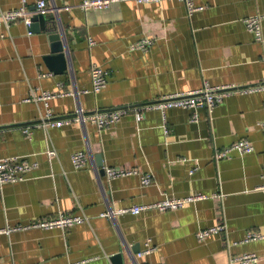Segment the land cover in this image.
I'll return each mask as SVG.
<instances>
[{"label":"crops","instance_id":"obj_1","mask_svg":"<svg viewBox=\"0 0 264 264\" xmlns=\"http://www.w3.org/2000/svg\"><path fill=\"white\" fill-rule=\"evenodd\" d=\"M24 1V2H23ZM37 0H0V10L22 3L37 13ZM82 0H47L45 16H56L66 39L69 69L50 70L44 60L51 42L44 30L23 20L0 24V158L37 161L25 178L0 191V264H229L230 255L256 252L264 264V239L244 241L249 230L264 233V89L234 91L211 111L151 108L137 121L132 112L116 123L97 126L71 122L47 130L33 126L26 137L19 125L35 123L43 101H27L31 91H71L48 100L57 116L153 101L166 93L210 85H253L264 72V0H195L202 9L188 13L181 0H120L103 9H82ZM261 15V35L242 19ZM31 30V33L28 32ZM89 38L94 44H89ZM150 39L151 44H136ZM109 75L93 93L89 66ZM166 125L168 131H164ZM240 138L251 152L233 150L214 159L215 149ZM57 151L55 157L47 149ZM85 150L89 160L74 168L70 156ZM104 166L149 172L143 185L133 173L107 180ZM206 197L176 209L122 211L133 204L194 194ZM111 216H102L106 210ZM83 211L88 221L66 228L28 226L62 213ZM225 221L226 231L203 241L197 229ZM153 250L138 256L146 247Z\"/></svg>","mask_w":264,"mask_h":264},{"label":"built area","instance_id":"obj_2","mask_svg":"<svg viewBox=\"0 0 264 264\" xmlns=\"http://www.w3.org/2000/svg\"><path fill=\"white\" fill-rule=\"evenodd\" d=\"M120 1V0H82L78 6L84 10L86 9H103L110 6L111 3ZM135 2H152L159 0H132ZM185 3L188 13H192L195 10L203 8V5L195 4V0H181ZM24 2V1H23ZM37 13L44 14L49 10L47 0H37L35 3ZM17 19L23 20V22L29 27L31 23V14L28 7L25 3H22L19 7L10 9V10H0V24L8 26L12 21ZM247 30L252 31L257 36L261 35V15L252 14L245 16L242 19ZM31 33V30H28ZM89 44H94V40L89 38ZM151 44L150 39H143L139 41L136 46L139 48H146ZM264 65V56L262 57ZM89 74L91 78V91L96 93L103 89L108 81V71L102 66L91 63L89 66ZM256 89H264V72L259 81L253 85L247 86H237L234 84L226 85H210L205 82L204 85L197 89H191L187 91H178L173 93H166L159 96L153 101H148L146 103H141L138 105H125L114 108H96L90 111H85L81 107H78L73 113L57 116L53 113L51 107L49 106L48 100L56 95L61 94H71V91H59V92H50V91H41V93L36 94L31 91L30 95L26 97L27 101L39 102L43 101L44 109L40 112L39 117L35 123H24L19 125V128L26 137L31 136L32 127L39 126L45 130L50 127H60L62 125L69 124L71 122L85 123L90 121L94 123L98 129L112 125L120 120V118L128 113L132 112L137 121L143 117V112L147 109L155 108L158 109L162 114L167 108L170 107H181L189 108L192 110L190 120L196 121L199 118V113L197 109L199 107H205L208 111H211L212 108L222 101V99L231 92L234 91H252ZM257 124L264 131V117L260 119ZM164 131H168L167 126L164 124ZM238 150L240 152H251L253 150V145L250 140L246 138H240L236 141H233L231 144L215 149L214 159L218 160L223 157H227L231 151ZM47 155L49 157H55L57 151L54 148L47 149ZM72 165L74 168H81L89 160L87 151L77 150L71 153L70 156ZM37 161H30L26 158L20 156H6L0 158V191L6 183H15L21 181L25 178L26 174L31 171L33 168L37 167ZM104 176L107 180L118 176H125L130 174H137L140 177V182L143 185H147L152 181V175L149 172H142L137 169H127L123 167L115 166H103ZM263 182L260 185L264 187V173L262 174ZM206 197L205 194H194L188 195L185 197H166L160 200H157L153 203L147 204H133L122 211H129L131 213H139L148 208H156L158 210H167V209H176L184 206L187 202L194 201ZM113 210H106L101 213L102 216H111ZM89 217L81 211L80 213H62L52 218L42 219L30 223L28 226H38V227H62L66 228L68 226L79 224L88 221ZM22 226H7L3 229H0L1 232L9 233L10 231L20 228ZM226 231L225 221H219L216 224L202 227L196 230L195 237L198 241H203L212 234L223 233ZM264 239V233L257 230H249L245 237L244 241ZM146 247L137 253L138 256H142L144 253H147L153 250V246L149 244V241H146ZM261 257L256 252H245L242 254H234L229 257V264H260Z\"/></svg>","mask_w":264,"mask_h":264},{"label":"water","instance_id":"obj_3","mask_svg":"<svg viewBox=\"0 0 264 264\" xmlns=\"http://www.w3.org/2000/svg\"><path fill=\"white\" fill-rule=\"evenodd\" d=\"M30 29L44 30L51 42V54L45 55L44 60L50 70L54 72H62L69 69L70 63L66 52V39L61 31L59 22L55 17L48 18L45 14L36 13L31 17ZM96 165L100 174H104L103 160L101 153L94 155ZM110 259L113 264H122V256L120 253L113 254Z\"/></svg>","mask_w":264,"mask_h":264}]
</instances>
